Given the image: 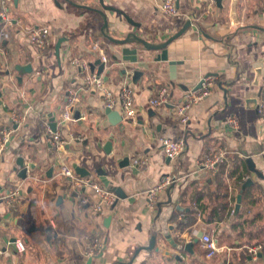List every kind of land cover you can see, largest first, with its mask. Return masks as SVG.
<instances>
[{"label":"crops","instance_id":"crops-1","mask_svg":"<svg viewBox=\"0 0 264 264\" xmlns=\"http://www.w3.org/2000/svg\"><path fill=\"white\" fill-rule=\"evenodd\" d=\"M4 1L13 25L0 37V130L10 131L8 141L0 143V264H264V110H258L264 98V0H178L175 16L162 11L163 0H104L138 25L106 10L107 34L117 39L132 32L158 44L191 21L168 45L167 61L156 60L162 50L137 42L125 45L130 50L123 53L103 34V16L87 8L103 9L100 0H0V9ZM38 27L51 31L47 52L29 40V31ZM102 55L111 61L100 75L121 113L117 125L106 114L102 92L85 83L80 65L87 63L93 72L90 65ZM169 61L178 62L174 71ZM28 64L32 73L16 70ZM135 70L143 72L136 81ZM208 75L215 78L212 94L193 105L188 123H181L177 106ZM124 84L135 89L138 112L132 118L122 114ZM164 85L169 102L151 107L150 99ZM66 110L73 120L63 124ZM52 118L67 140L64 146L52 141ZM70 134L83 138L69 139ZM164 137L186 140L176 161L167 157ZM218 148L227 152V160L216 172L200 168L199 161ZM18 157L29 166L27 179L19 176ZM248 159L262 176L250 169ZM63 164L89 170L88 177L103 186L97 171L107 172L109 188L121 190L118 202L102 212L83 205L80 195L100 199L91 188L78 190L64 178ZM166 174L178 180L152 209L146 193ZM249 178L253 183L243 188ZM226 187L235 214L219 211ZM51 220L61 235L57 239ZM201 231L219 248L212 256L203 237L193 243V252L171 243L194 241ZM86 234L107 243L103 254L86 256ZM153 236L155 248L145 249ZM18 238L27 247L23 254L14 246Z\"/></svg>","mask_w":264,"mask_h":264},{"label":"built area","instance_id":"built-area-1","mask_svg":"<svg viewBox=\"0 0 264 264\" xmlns=\"http://www.w3.org/2000/svg\"><path fill=\"white\" fill-rule=\"evenodd\" d=\"M162 11L168 16H175L178 13V0H163L161 4ZM0 22L2 23V29L0 30V37L7 36L6 28L13 25L12 19L9 15L8 4L4 1L0 9ZM29 40L33 47L41 52H47L52 47L51 40V31L48 27H38L33 28L29 31ZM1 42V38H0ZM101 60L105 64V68L108 67L111 63L110 59L106 55L101 56ZM74 64H79L80 62L75 59ZM82 72L85 74L84 81L87 85L95 86L99 89L104 95V99L109 108L114 109L116 107V101L113 98V95L109 88L105 85L102 76L96 72L89 71V65L85 62L80 63ZM215 86V78L213 76H206L202 79V84L200 88H192L185 92L183 101L177 106L176 114L179 117L181 123L186 124L189 121V110L191 107L205 98L209 97ZM135 89L129 84H124L121 87L120 97H121V106L122 114L125 118H132L137 114V108L134 101ZM170 90L167 85L162 86L156 96L150 99L149 104L151 107H160L164 106L169 102ZM258 110L262 112L264 110V98L261 99ZM73 120L72 113L68 110L64 113V116L61 120V123L66 124L68 121ZM231 123L237 127V120L231 119ZM52 141H54L58 146H64L67 143V140L62 137V134L59 132H50ZM10 136V131L7 129L0 130V143L3 144L8 141ZM82 135L70 134L69 139H82ZM163 149L167 157L171 161H176L179 159L185 152L186 149V140L184 138L172 139L164 137L161 139ZM264 154V151H263ZM227 160V152L223 149H211L205 157L199 161L198 165L202 169H207L212 172H216L218 167L222 165ZM60 174L72 181V183L77 187L78 190L82 188H91L94 191L96 197L100 199L99 202H91L88 197L80 195V201L83 205H91L98 212H102L105 207H112L119 200V195L111 190L107 186H103L98 182L94 181L91 177H81L75 169L68 164H63L60 169ZM178 180L177 175L175 174H166L160 181L150 190L147 191L146 197L148 200V205L152 209L157 207L159 202V195L166 190H168L175 182ZM18 194L17 191L13 193L14 196ZM52 226L51 235L53 238L57 239L60 234H58L57 224L54 220L50 221ZM87 245L85 254L89 258L97 257L104 253L107 243L99 235L86 234L83 237ZM202 241L209 249L208 256L214 255L219 248L215 240L211 238L210 235H204ZM15 249L17 253L23 254L26 252L27 247L25 242L18 238L14 242ZM1 252V250H0ZM259 253L258 248L252 249L253 256H257Z\"/></svg>","mask_w":264,"mask_h":264},{"label":"water","instance_id":"water-1","mask_svg":"<svg viewBox=\"0 0 264 264\" xmlns=\"http://www.w3.org/2000/svg\"><path fill=\"white\" fill-rule=\"evenodd\" d=\"M68 1L74 3L71 0H68ZM100 3L102 5V8L103 9L92 8V7H87V6H85V7L89 8L91 10H94V11L98 12L99 14H101L103 16L104 24H103L102 29H101L102 32H103V34L107 38H109L110 40H112L114 43H116L117 45L122 46V52L123 53H127L130 50L125 45H128V44L137 42V43L142 44L147 50H162V53L158 56V58L156 60L157 61H159V60L167 61L169 59V54H168V51L166 50L167 47H168V45L172 41H174L176 38L180 37L187 30V28L191 25V21H188L183 26V28L180 29L176 34H174L168 40H166V41H164L162 43H158V44H154V43H151V42H149V41H147V40H145L143 38H140L138 35H136L135 33H132V32L128 33V35L125 38H119V39H117V38H114V37L110 36L109 34H107V31H108V28H109V23H108L107 15L105 13L106 10L107 11L108 10L118 11L122 15H124V17L127 19V21L129 23H131L132 25H137V24L134 23L132 21V19H130V17L127 14H124L123 12L119 11L115 7L106 5L105 2H104V0H100ZM59 48H60V43H58V45H57V51H59ZM133 62H136L137 63L138 62V59H134ZM139 64H140V66H143V67H145V65H146L145 62H141ZM177 64H178L177 61H169V66H170L171 71H174L176 69ZM96 65H99L98 74H101L103 72L104 68H105L104 62L101 59H99L95 63L91 64L90 66H91V69H92L93 72L96 69ZM16 70L20 74L32 73L33 72V66L31 64H28V65H17L16 66ZM141 75H143V72L142 71L135 70L134 71V79H135V81ZM208 76H210V75H208ZM19 78H20V81H21L22 80V77H19ZM201 84H202V81L195 88H200L201 87ZM80 114L81 113L77 112L76 115H75L76 116L75 118H77V119L80 118L81 117ZM106 114L109 116V119H110L111 123L114 124V125H117V124H119L122 121V116H121V113L119 111H116V110H114L112 108H108L106 110ZM50 127L52 128V131L53 132H56V130H57V123L55 122V120L53 118L51 119ZM105 148H106L107 152L110 153L111 148H112V143L111 142H108ZM248 162L250 163V169L253 172L257 173L258 175H261V173L255 168V165H254L252 159H248ZM17 163H18V165L21 168L20 171H19V176L22 179H27L28 178L29 166L26 165V162H25L24 158L23 157H18ZM30 168L34 169L35 168V165H31ZM73 168L75 169V171L77 172V174H79L81 177H88L91 174L89 170H87V169H85V168H83V167H81V166H79L77 164H74L73 165ZM97 173L101 177V179L104 182L105 186L109 187L111 182H110L109 179H107V172H105L102 169H98ZM251 183H253V179L252 178H249L245 182V184L243 185V188H246ZM114 191L119 195V197H121V193H120L121 190H119V189L116 188V189H114ZM241 197H242V195L240 194L238 196L237 210H239V208H240ZM203 235H204V232L201 231V232L197 233V236L195 237L194 241L184 242L182 240V242H184L183 244H181L180 242L177 243L175 241H172L171 243L174 244L175 247L182 248L185 251L193 252V243L194 242H198L203 237ZM166 237L169 238L170 235L169 236H166ZM155 245H156V237L153 236L152 237V240H151V244L148 247H145V249H153V248H155ZM156 249L158 250L159 248L156 247ZM140 251L141 250L139 249L137 251V253H139Z\"/></svg>","mask_w":264,"mask_h":264},{"label":"trees","instance_id":"trees-1","mask_svg":"<svg viewBox=\"0 0 264 264\" xmlns=\"http://www.w3.org/2000/svg\"><path fill=\"white\" fill-rule=\"evenodd\" d=\"M231 193L229 191V189L226 187V191L224 192V194L221 195V204H220V208L219 211L221 212L222 215H225L227 212H229L230 214L236 212L235 208L233 207V205L231 204ZM232 199L233 198L232 196ZM219 215L217 218H222V215Z\"/></svg>","mask_w":264,"mask_h":264}]
</instances>
